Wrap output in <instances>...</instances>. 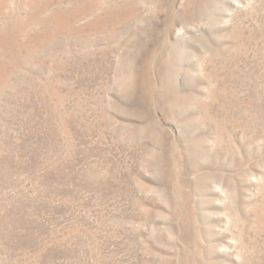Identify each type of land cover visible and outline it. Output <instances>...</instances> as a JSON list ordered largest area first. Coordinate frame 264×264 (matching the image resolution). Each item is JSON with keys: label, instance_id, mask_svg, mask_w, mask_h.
<instances>
[{"label": "rangeland", "instance_id": "1", "mask_svg": "<svg viewBox=\"0 0 264 264\" xmlns=\"http://www.w3.org/2000/svg\"><path fill=\"white\" fill-rule=\"evenodd\" d=\"M0 264H264V0H0Z\"/></svg>", "mask_w": 264, "mask_h": 264}]
</instances>
